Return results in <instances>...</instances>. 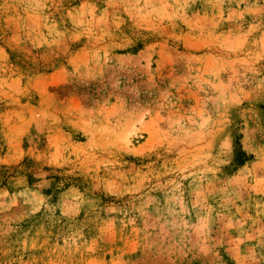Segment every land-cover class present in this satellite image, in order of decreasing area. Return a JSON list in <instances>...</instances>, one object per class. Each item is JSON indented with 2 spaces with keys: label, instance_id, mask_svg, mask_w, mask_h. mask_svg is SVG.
<instances>
[{
  "label": "rangeland",
  "instance_id": "rangeland-1",
  "mask_svg": "<svg viewBox=\"0 0 264 264\" xmlns=\"http://www.w3.org/2000/svg\"><path fill=\"white\" fill-rule=\"evenodd\" d=\"M0 264H264V0H0Z\"/></svg>",
  "mask_w": 264,
  "mask_h": 264
},
{
  "label": "trees",
  "instance_id": "trees-1",
  "mask_svg": "<svg viewBox=\"0 0 264 264\" xmlns=\"http://www.w3.org/2000/svg\"><path fill=\"white\" fill-rule=\"evenodd\" d=\"M250 158L249 154H246L244 150L241 149L240 144L237 141V138L234 140V150H233V158L230 163L231 169L242 165L246 160Z\"/></svg>",
  "mask_w": 264,
  "mask_h": 264
}]
</instances>
